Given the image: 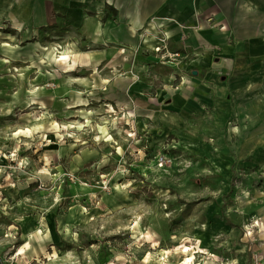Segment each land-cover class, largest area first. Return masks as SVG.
<instances>
[{
  "label": "rangeland",
  "instance_id": "obj_1",
  "mask_svg": "<svg viewBox=\"0 0 264 264\" xmlns=\"http://www.w3.org/2000/svg\"><path fill=\"white\" fill-rule=\"evenodd\" d=\"M37 31L0 17V264H182L188 253L175 249L183 246L195 252L193 264H223L227 248L210 243L202 223L208 206L222 198L232 217L243 213V203L264 197V170L243 189L237 159L225 181L229 161L154 153L133 113L93 94L77 108L67 95L65 107L59 89L82 70L69 73L63 44ZM37 67L50 79H36ZM258 221L264 215L243 226L237 244L264 243Z\"/></svg>",
  "mask_w": 264,
  "mask_h": 264
},
{
  "label": "crops",
  "instance_id": "obj_2",
  "mask_svg": "<svg viewBox=\"0 0 264 264\" xmlns=\"http://www.w3.org/2000/svg\"><path fill=\"white\" fill-rule=\"evenodd\" d=\"M1 16L37 26L51 44H63L69 73L82 70L74 74L80 81L64 79L59 89L65 107L69 95V107L77 108L87 106V95L93 94L115 110L133 113L138 133L148 135L154 153L191 151L229 161L230 168L222 172L225 181L237 159L243 189L260 181L264 0H0ZM143 34L146 41L166 34L170 48L187 56L186 67L155 61L153 41L140 46ZM43 68L36 79H50ZM218 144L228 148L221 151ZM223 187L226 193L227 183ZM227 208L222 198L208 206L202 222L208 224L207 240L223 241L229 255L223 264H264V243L237 244L243 226L264 215V197L243 203V213L234 217Z\"/></svg>",
  "mask_w": 264,
  "mask_h": 264
},
{
  "label": "built area",
  "instance_id": "obj_3",
  "mask_svg": "<svg viewBox=\"0 0 264 264\" xmlns=\"http://www.w3.org/2000/svg\"><path fill=\"white\" fill-rule=\"evenodd\" d=\"M151 40L153 41L152 51L156 55L155 61H158L159 63L165 64V65H173L175 67L184 68L187 65L188 58L182 51H175L170 48L169 38L166 36V34H153L150 36ZM147 35L143 34L141 35V41L140 46L143 43H147L146 41ZM140 46L136 49V51H139ZM259 224V225H258ZM263 222L258 221L256 222V226L262 227ZM264 228V226H263Z\"/></svg>",
  "mask_w": 264,
  "mask_h": 264
},
{
  "label": "bare ground",
  "instance_id": "obj_4",
  "mask_svg": "<svg viewBox=\"0 0 264 264\" xmlns=\"http://www.w3.org/2000/svg\"><path fill=\"white\" fill-rule=\"evenodd\" d=\"M61 59L62 60H65V59H68V56H65V54H63L62 55V57H61ZM215 161V163H218L216 160H214ZM117 190H119L120 189V187L119 186H117V188H116ZM120 191H122V190H120ZM125 193H127L126 191H124ZM264 226V224H262V227ZM203 241L205 242V239L203 238ZM29 247V245L27 244L25 247H23V248H21V251L20 252H24V248H28ZM179 251L180 252H182V253H188L187 255V257L188 258H186L184 261H183V263L182 264H193V260H194V258H195V255H194V253L192 252V253H189L190 251H192V249H191V247H189V246H183V247H178V248H176L175 249V252L177 253H179ZM177 253V254H178ZM176 257V256H175ZM147 261H149L148 259H147ZM159 264H162V262H158Z\"/></svg>",
  "mask_w": 264,
  "mask_h": 264
}]
</instances>
